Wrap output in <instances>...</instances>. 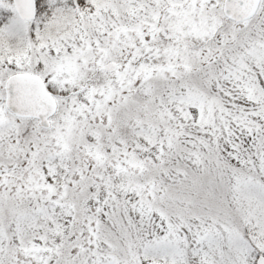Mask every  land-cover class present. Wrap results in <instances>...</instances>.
<instances>
[{"label": "rangeland", "instance_id": "1", "mask_svg": "<svg viewBox=\"0 0 264 264\" xmlns=\"http://www.w3.org/2000/svg\"><path fill=\"white\" fill-rule=\"evenodd\" d=\"M35 3L0 0V264H255L264 0L238 22L222 0ZM11 73L54 96L49 127L4 107Z\"/></svg>", "mask_w": 264, "mask_h": 264}, {"label": "water", "instance_id": "2", "mask_svg": "<svg viewBox=\"0 0 264 264\" xmlns=\"http://www.w3.org/2000/svg\"><path fill=\"white\" fill-rule=\"evenodd\" d=\"M258 0H223L222 13L232 21H242L250 17L257 6ZM12 6L18 18L30 20L35 15V0H12ZM117 61H107L103 70H113ZM100 69V68H99ZM80 85L73 92L83 89ZM4 106L14 115L33 117L41 127L49 126V117L55 112L56 103L45 89L42 80L34 75L13 73L3 82ZM255 264H264V256H259Z\"/></svg>", "mask_w": 264, "mask_h": 264}, {"label": "trees", "instance_id": "3", "mask_svg": "<svg viewBox=\"0 0 264 264\" xmlns=\"http://www.w3.org/2000/svg\"><path fill=\"white\" fill-rule=\"evenodd\" d=\"M152 59V58H151ZM152 61V60H151ZM174 84H180V85H184V81L182 79L179 80V82H176V80L173 81ZM175 87L176 89H178L179 91L182 90V86H179V87H176V86H173ZM70 94V93H69ZM207 95L209 96V94L207 93ZM147 98V96H146ZM145 99V97H142V100ZM141 101V99H139ZM91 201L92 203H95L93 201H96L92 196L91 194H88L84 199H83V205L87 204V202ZM97 203V202H96ZM95 203V205H96ZM100 202L97 204V209L100 207ZM99 210V209H98ZM104 217V216H103ZM106 218V217H105Z\"/></svg>", "mask_w": 264, "mask_h": 264}]
</instances>
